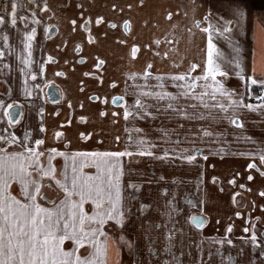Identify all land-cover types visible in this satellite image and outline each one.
Returning <instances> with one entry per match:
<instances>
[{"label":"crops","instance_id":"1","mask_svg":"<svg viewBox=\"0 0 264 264\" xmlns=\"http://www.w3.org/2000/svg\"><path fill=\"white\" fill-rule=\"evenodd\" d=\"M12 3L17 4L15 25L11 23ZM229 8V0H0V16L5 18V23L0 24V102L3 103L0 137L15 136L18 142L5 144L0 140V147L20 151L19 142L26 133L30 134L27 143L45 153L40 158L42 165L47 164V150L52 148L69 156L76 152H133L132 156L120 158L124 169L122 192L126 221L122 228L113 227L130 235L131 264H161L170 259L164 251L169 243L149 241L152 237L147 236V240L141 232L176 229L167 224L170 220L165 213L169 210L171 223L192 233L191 244L198 249L197 259H191L189 252L183 253L186 259L176 258L174 264H229V255L237 264H259L264 260L260 256L259 239L257 247L245 243L252 230L258 238L264 230V196L260 195L264 192V176L247 165L255 163L258 169L264 170V164L258 158L241 155L264 147V108L241 109L242 128L222 119L218 110L204 108L199 100L183 97L172 103L186 112L187 117L168 109V101L154 98L145 99L151 115L128 120L123 116L124 107L135 99L133 88L136 85L143 88L146 83L142 78L146 69L152 75L144 90L157 91L155 76L160 75L165 78L164 90L173 94L181 90L174 86L172 75L189 73L193 64L197 67L190 76L201 75L207 61V34L195 26L194 20L201 22V28L207 27L204 17L210 14L212 24L223 23L230 18ZM33 13L39 23L32 22ZM97 18H102L99 23ZM254 21L264 24V0H249L245 32L237 34L239 29L233 28L231 35L214 36V43L225 59L235 57L233 47H239L240 56L246 61L247 75L253 74L255 47V78L260 79L264 78V33L255 28ZM33 28L35 35L28 40L26 34ZM134 46L135 56L132 55ZM222 67L229 71V76H217V79L229 90L244 93V81L235 76L233 66L225 63ZM132 73L137 74V79L130 78ZM196 83L199 86L203 81ZM201 90L196 88L197 92ZM259 90V86H253L254 95ZM121 96L123 100L116 99ZM249 98L245 97L246 102ZM134 128L142 131H129ZM204 130L213 135L205 136ZM57 132L61 133L59 137ZM129 135L133 140H129ZM245 136L256 143L245 141ZM38 138L43 139V145L34 144ZM140 138L154 145L149 148L151 152L156 147L157 151L168 149L169 155L172 150L176 152L178 161L169 157L162 159L167 165L156 173V179L161 181L155 188H146L145 183L139 186L138 179H145L139 169L151 165V158H145L149 164L139 168L144 159L136 154L139 150L136 141ZM196 148L202 154H196L193 162L181 159L183 155L193 154ZM221 148L223 152L219 151ZM183 149L188 152H182ZM52 164L59 178L65 158L56 155ZM67 164L71 165L70 159ZM84 171L94 174L96 169L89 167ZM249 174L252 180L247 179ZM233 179L234 184L230 183ZM173 182L176 189L171 188ZM44 183L49 181L45 179ZM129 184L137 187L131 188ZM10 191L18 195L19 185L13 183ZM43 192L48 199L56 201L63 196L54 182L51 188H43ZM159 202L171 208L164 205L159 208ZM141 204L147 205L142 211ZM156 213L165 222L159 219L157 228L149 227L144 220ZM192 216L200 217L203 227L197 228L191 222ZM229 225L231 232L227 231ZM246 227L249 232H244ZM227 239H231V245L214 242ZM120 246L110 235L108 264L125 263ZM149 246L155 247V252L150 254ZM65 247H71V242L66 241ZM217 249L222 256L216 254ZM241 249L243 255L237 256ZM80 252L86 254L83 248Z\"/></svg>","mask_w":264,"mask_h":264},{"label":"snow or ice","instance_id":"2","mask_svg":"<svg viewBox=\"0 0 264 264\" xmlns=\"http://www.w3.org/2000/svg\"><path fill=\"white\" fill-rule=\"evenodd\" d=\"M248 2L249 0H229L231 15L223 23L218 21L215 25L212 24L210 14L204 17L207 27L201 28V22L194 20L195 26L207 34V61L201 75L190 76V72L197 67L195 64L192 65L189 73L172 75L171 81L175 87L181 90L178 94H173L164 90L165 78L160 75L155 76V80L158 82L157 91L144 90L148 88L147 81L152 75L146 69L142 74V78L146 82L145 85L143 88L139 85L133 88L132 95L135 99L132 104L124 107L123 116L125 120L130 117L144 118V116L151 115L148 112L149 105L145 102L146 98L168 101V109H172L185 117L188 114L178 107H174L172 101H177L181 97L196 99L204 108L218 110L222 114V119L228 120L231 125L237 128L243 127L240 119L241 109L264 108V94L255 95V100L259 101L258 104L248 103L245 99L246 96L252 97L254 95L253 86H259L261 93H264V78H255L256 48L253 47L252 50L253 74L247 75L246 61L241 58L239 47H233V51L236 53L235 57L225 59L214 43V36L231 35L233 28L239 29L237 34L246 31ZM44 8L47 9V4L44 5ZM16 10L17 4L12 3L11 23L13 25L17 22ZM193 10H195V4H193ZM101 19L97 18V23ZM32 22L39 23L35 18V13H33ZM3 23H5V18L0 16V24ZM125 23L127 26V22ZM72 24L75 25L76 21L73 20ZM254 25L261 33H264V24H258L254 21ZM35 31L33 28L31 33L26 34L28 40L32 39ZM252 40L255 45V30ZM156 43L158 44L159 41ZM26 47H30V45H26ZM136 51L134 46L132 49L133 56H135ZM25 63L27 64L28 61ZM99 63L97 67H99ZM225 63L233 66L232 71L235 76L244 81V93L237 94L234 90H229L222 80L217 79V76L222 78L229 76V71L222 67V64ZM150 68L151 64L148 65V69ZM129 76L133 80L137 79L135 73L129 74ZM177 81L183 83H176ZM197 81H203V83L198 86ZM197 87L202 90L197 92ZM27 94L30 95L31 93ZM116 99L123 100L124 97L121 96ZM2 107L3 103L0 102V108ZM40 131H44L43 126H41ZM129 131L140 132L142 130L134 128ZM29 135L26 133L23 140L19 142L20 151H8L6 148L0 147V264H108L110 235L106 226L108 229L114 226L122 228L126 221L122 192L124 169L120 158L126 155L132 156L134 153L131 151H95L76 152L69 156L67 153L58 152L52 148L47 150V164L42 165L40 158L45 153L27 143ZM60 135L61 133H56L57 137ZM204 135L211 136L213 133L204 130ZM0 140L4 141L5 144L18 143L15 136L0 137ZM129 140H133L131 135H129ZM244 140L256 143L251 137L245 136ZM43 143V139L39 138L34 141L36 146H41ZM136 144L139 146L136 154L140 156L154 155L153 152L149 151V148L154 145H151L144 138L137 140ZM219 151L223 152L224 149L221 148ZM182 152L187 153L188 150L183 149ZM192 153L181 156V159L191 163L196 159V154H202V150L196 148L192 150ZM56 155L63 156L66 161L59 178L56 175L55 166L52 164ZM168 155L169 150L165 149L164 155L157 158L164 159ZM241 155L258 158L260 163L264 164V147H258L254 152L249 151L241 153ZM203 158L206 160L207 156ZM69 159L71 165L67 164ZM89 167L96 169L94 174L84 171L85 168ZM247 168L259 170L260 175L264 176V170L258 169L255 163H249ZM45 179L49 183L45 184ZM247 179L252 180L253 176L249 174ZM52 182L63 192V196L58 201L49 200L43 192V188L52 187ZM13 183L20 187L18 195H13L10 191ZM230 183L234 184L235 180H231ZM129 187L136 188L137 186L129 184ZM240 187L244 188L245 186L240 185ZM260 195L264 196V192H261ZM87 205H90V208L86 207ZM145 207L147 205L141 204L139 210L142 211ZM165 214L170 217L171 210ZM239 215L237 213V216ZM109 222H114V224ZM191 222L197 228L203 227L204 224V221L198 216H192ZM231 230V225H229L227 231L231 232ZM172 231L169 230L170 233ZM249 231V228H244V232ZM120 239L123 241L124 237L121 236ZM258 239L260 241V256L264 257V234L258 238L256 231L252 230L250 238H246L245 243L257 247ZM168 240L169 244L164 251L171 255V236L168 237ZM66 241L71 242V247H65ZM214 242L220 245L232 244L231 239ZM129 247H131L130 244ZM82 248L85 249L86 254H81ZM148 251L150 254L153 251L151 246H149ZM216 254L223 255L220 249H217ZM242 255L243 249L237 253V256ZM175 259L176 257L173 255L172 261L163 260L161 264H174ZM228 261L229 264H237L231 255L228 256ZM259 264H264V260H261Z\"/></svg>","mask_w":264,"mask_h":264},{"label":"rangeland","instance_id":"3","mask_svg":"<svg viewBox=\"0 0 264 264\" xmlns=\"http://www.w3.org/2000/svg\"><path fill=\"white\" fill-rule=\"evenodd\" d=\"M155 150L156 151H153V154H154L153 156H143V158H144L143 161L142 162L140 161L139 168H142L141 167L142 165L146 166L149 163H151V165H149V167H145V169H139L140 172L142 171L144 176H145L144 180L138 179L140 182L139 186H143V184L145 183L146 188L147 187L155 188L154 185L158 184V182L161 181V180L156 179V173L162 172V167H165L167 164H166L165 160L157 158V157H162L164 155V152L163 151H157L158 147H156ZM171 152H172V155H168V157L169 158H175V161H178L176 158V154H175L176 152L173 150ZM145 158H146V160H149L151 158V162H149V163L146 162ZM165 170H167V169H165ZM176 170L178 171V168H176ZM180 170L182 171L183 169H180ZM181 175L182 174L180 173V177H181ZM181 180H182V178H181ZM181 182H183V180ZM173 183H174V186L171 188L176 189V187H175L176 184H175V182H173ZM140 189H141V187H140ZM160 205H164V207L169 208L166 206V204H163V203L159 204V208H160ZM176 207L180 208V206L177 204H176ZM155 208H158V206H155ZM159 219L162 222H165V220L161 217L160 213L159 214L156 213L153 216L151 215L150 217H148L147 220H144V222L148 223L149 227H151L153 225V226H155V228H157L156 227V221ZM167 220H170L167 224L171 228L174 226L177 227L176 229H173V231L171 233L168 232L169 231V230H167L168 228H166L165 231H153L152 230V232H150L151 230H143V231H141V232H143V237L146 239H147V236L152 237L149 241L156 240L159 242L160 240H162L167 244V243H169L168 237L171 236V255L165 254L166 256H168L170 258L169 259L170 261H172L171 259H172L173 255L176 258L186 259L185 254H183V253H188V252H189V254H191V255H189L191 259H197L198 249L193 247V245L191 244L192 241L194 240L193 234L185 232V229H183L179 224L173 225V223H171L170 217H168ZM106 229L109 231V235H111L114 238V240H116L117 243L121 245L120 247L124 253V259H123V262H125L124 264H131V262L133 260V253H132L131 247H129V244L131 242L130 235L128 236L124 232H119L117 230H114L113 227L108 229L106 226ZM176 230H178V231H176ZM121 236L124 237L123 241H121V239H120ZM154 248L155 247H153V249ZM156 250H161V249L156 248ZM187 259H189V257H187ZM184 264H188V263L185 262ZM190 264H197V263L192 262Z\"/></svg>","mask_w":264,"mask_h":264},{"label":"built area","instance_id":"4","mask_svg":"<svg viewBox=\"0 0 264 264\" xmlns=\"http://www.w3.org/2000/svg\"><path fill=\"white\" fill-rule=\"evenodd\" d=\"M261 94H264V93H261V90H259L256 95H261ZM248 103H253V104H258L259 101L255 100V95L250 97L248 100H247Z\"/></svg>","mask_w":264,"mask_h":264},{"label":"flooded vegetation","instance_id":"5","mask_svg":"<svg viewBox=\"0 0 264 264\" xmlns=\"http://www.w3.org/2000/svg\"><path fill=\"white\" fill-rule=\"evenodd\" d=\"M261 233L264 234V230Z\"/></svg>","mask_w":264,"mask_h":264},{"label":"trees","instance_id":"6","mask_svg":"<svg viewBox=\"0 0 264 264\" xmlns=\"http://www.w3.org/2000/svg\"><path fill=\"white\" fill-rule=\"evenodd\" d=\"M45 184H47V183H45ZM49 200H55V199H49Z\"/></svg>","mask_w":264,"mask_h":264}]
</instances>
